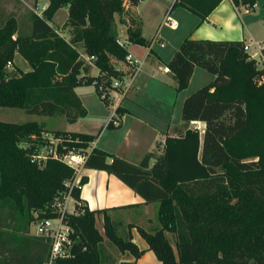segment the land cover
Listing matches in <instances>:
<instances>
[{
	"label": "trees",
	"instance_id": "16d2710c",
	"mask_svg": "<svg viewBox=\"0 0 264 264\" xmlns=\"http://www.w3.org/2000/svg\"><path fill=\"white\" fill-rule=\"evenodd\" d=\"M39 1L32 0L33 6ZM45 1L49 4L41 15L29 11L22 22L17 10L4 9L9 0H0V108L59 114L74 123L87 115L75 89L94 85L103 76L118 77L116 65L128 54L119 42L116 15L128 21L131 45L150 42L142 36L140 18L127 10L124 0ZM142 1L128 3L136 7ZM223 1L176 0L171 10L184 8L202 24ZM231 1L237 8L257 4V0ZM63 8L68 18L62 29L69 30L70 40L52 25ZM80 47L85 55L95 56L99 76H93V67L81 58ZM17 55L30 70L8 76L7 65ZM197 67L215 79L185 100L182 119L186 126L205 123L203 139L198 129L188 127L184 134L168 137L163 155L152 167L150 155L133 165L97 148L86 164L116 175L146 203H159L158 226L125 224L112 215L115 208L91 210L77 188L74 196L84 206L78 215L65 219L73 230L72 245L68 256L55 259V264H111L113 248L137 260L145 250L134 242V228L163 264H264V82H260L264 70L250 59L245 42L187 37L168 63L178 92L187 89ZM46 131L37 122L0 120V208L11 205L20 227L56 218L55 198L74 178V170L59 160L49 159L43 167L32 162L25 145L40 143ZM56 133L68 138L64 144L68 150L85 151L95 138ZM86 183L84 176L82 187ZM100 216L103 232L97 226ZM1 223L0 264H50L48 241L36 236L22 239L14 233L16 245L11 248Z\"/></svg>",
	"mask_w": 264,
	"mask_h": 264
},
{
	"label": "crops",
	"instance_id": "0c3cea01",
	"mask_svg": "<svg viewBox=\"0 0 264 264\" xmlns=\"http://www.w3.org/2000/svg\"><path fill=\"white\" fill-rule=\"evenodd\" d=\"M144 1L145 0L140 2V4L136 7L130 6L128 3L126 8L131 11L132 15L140 18L142 22V36L148 42H151L152 38L158 32L164 16L168 12H170V15L172 13L175 15L177 27L171 28L170 26H164L160 29V37L162 39L163 46L155 44L147 58L146 55L148 53V46L132 44L133 47H131L130 45V52H132L138 59L144 60L146 58L144 66L146 63L149 64L146 72L142 74V77L140 76L141 79L138 84L135 85V88L117 108L116 119L118 121V125L113 124L112 121L114 116L113 113L115 111L114 109L110 121L108 119L109 117H107L106 119L98 121L94 124L95 131L65 130L59 132L80 133L94 136V140L97 141V149L123 159L133 165H139L146 156L150 155L152 156L150 167H152L156 159L163 155L166 139L168 137H177L184 134L188 127V129H198L201 134V139H203L206 125L203 122L194 121L186 126L183 119L181 123H176L171 115L172 112L169 111L170 109L174 110L178 100L175 88L169 84H156L154 85V88H150L151 86L147 83L146 78L155 80L154 69L157 67L161 71L162 67L160 64L164 60H166L165 66L168 67V63L171 61L174 54L179 50L181 44L187 37H191L195 40L242 41L247 45L252 42L264 44V34L262 30H259L257 27V24L261 22L263 12L261 11L256 13L258 3L254 8L249 10L246 7L237 8L231 0H224L208 17L207 21L200 24V19L195 14L184 8H181L183 10H179L181 12H178V10L173 12L171 8L164 9L163 7H158L153 14H151V17H153L152 24L154 29H152V33H149L150 31L148 29V25L151 23V20L142 12V5L144 4ZM41 3H43V10H45L48 7L49 2L40 0L37 5H41ZM57 14L54 17L53 22L57 20ZM67 18L68 13L61 22L62 25L65 24ZM58 24L59 23H52L54 26H57ZM122 26L125 28L127 34L128 21L124 19V21H122ZM165 28H168L171 32L165 33ZM17 59L18 55L14 61L15 63ZM24 62L29 65L26 61ZM165 68H163L162 74L171 75L173 77L172 73L164 71ZM29 70L30 68L25 69L24 71ZM202 70L206 71L204 69ZM92 74H94L93 71ZM197 76L198 81L201 82V84H206V82L209 81L208 76L202 72L196 74V70H194L191 81H193L194 77L196 78ZM77 89L78 88L75 89V92L87 109V117L89 112L88 99L82 93H78ZM149 100H152V102L156 104H147ZM110 113L111 112L109 111L108 116H110ZM84 118L71 124L81 123ZM110 123L112 126L107 127V130L102 135L105 125L107 124L108 126ZM112 160L113 159H109V162L111 163ZM84 176L87 177V183L82 188L81 198L89 209L102 210L115 208L116 210L112 213V215L116 219L123 220L125 224H134L145 227L146 229L158 226L157 219L159 203H146L133 188L126 185L119 177L108 171L87 168ZM100 178L104 184L100 181ZM99 188H106L105 204L108 205L105 207H96V203L98 202V193H100ZM101 217L103 225V216ZM101 231L103 232V228ZM132 233L133 239L135 238L136 233V235L146 243V241L140 236L137 228H134ZM134 242L136 241L134 240ZM146 245L147 248L141 250L148 252L150 249L147 243ZM138 246L140 247V245ZM116 251L117 252L113 251L114 261L111 264H140L139 259L136 260L129 254H122L118 250ZM147 255L150 259H152V264H159L158 262H155V258L153 262V256H151V254L148 253Z\"/></svg>",
	"mask_w": 264,
	"mask_h": 264
},
{
	"label": "rangeland",
	"instance_id": "374dc122",
	"mask_svg": "<svg viewBox=\"0 0 264 264\" xmlns=\"http://www.w3.org/2000/svg\"><path fill=\"white\" fill-rule=\"evenodd\" d=\"M125 2H127L128 4V0H124ZM176 2V0H145L144 4L142 5V12L144 13V15H146V17H149L151 20V23L148 25V29H149V33H152V29H154L153 27V17H151V14H153V12L158 8V7H163L164 9H169V8H173L174 3ZM258 3V7L256 9V13L259 12H263L262 16H261V22H259L257 24L258 29L262 30L263 34H264V0H257ZM34 4L32 3V1L30 0H9L8 3H6V6L4 7V9H7L8 11L11 10H17L19 12V16H20V20H22V22H24L25 15H28L29 11H36L38 12L40 15L43 13V3H41V5H37V6H33ZM127 6V5H126ZM33 7V8H31ZM175 10H178V12H181L179 10H183L181 9V7H176L173 12H175ZM67 9L63 8L60 9L58 14H57V20L55 22H53L54 24L59 23L57 26L60 28V33L62 36H64L65 38L69 39L71 38V34L69 32L68 29H62L63 25L61 24V22L63 21V19L67 16ZM191 16H195V15H191ZM171 18L176 21L175 15L172 13L171 14ZM194 18V17H192ZM122 16L120 15H116V21H117V30L118 33L120 34L119 37H121L122 39L126 38V30L125 28L122 26ZM164 32H171L168 28L164 29ZM264 36V35H263ZM131 47H133L131 45ZM79 51L84 54L85 50L83 47L79 48ZM25 60L18 55V59L16 60V63H12L11 68H7V74L8 76H12L15 74H18V72L20 70H25L30 68L29 65H27L25 62ZM166 60H164L163 62H161L160 66L162 67L161 71L156 67L155 70V80H150L148 78L147 79V83L150 84V88H154V85H164V84H169L172 87L175 88L176 90V95H178V100L177 103L175 105L174 110L170 109L169 111H171V115L173 116V120L176 123H181L182 122V106H183V102L189 97L191 96L193 93H195L197 90L201 89L202 87H204L205 85L209 84L213 79L214 76L211 73H208L206 71H203L200 68H196V74H199L200 72H202L203 74H205L206 76H208L209 81L206 82V84H201V82L198 81V76L195 78L193 81H190L189 86L187 87V89L183 90L182 92H178L176 89V83L173 79V77L171 75H163L162 71L163 68H165V62ZM256 63V62H255ZM148 64L146 63V65L143 67L141 74L139 75V78L136 82V84H138L139 80L141 79L140 76L142 77L147 68H148ZM95 70V69H94ZM93 73L96 74V70ZM150 80V81H149ZM5 83V82H4ZM135 84V85H136ZM77 92L78 93H82L88 100V116L86 118H84V120L81 123L78 124H71L70 122H68V120L59 115L56 114L55 116H41V115H32V114H28L25 111L21 110V109H16V108H0V120L5 122V123H13V124H23V123H27V122H37L39 124H44L45 128L50 131V132H57V131H65V130H69V131H95L94 128V124L98 121H102L103 119H106L107 117H109V121L110 118L112 117V112L115 109V104H116V99H111L109 101H103L100 97V95L98 94L96 87L94 85H83V86H79L77 87ZM184 99V100H183ZM183 101V102H182ZM147 104L149 105H155L156 103L152 102V100H149L147 102ZM109 111L110 116L109 115ZM103 133L107 130V124L105 125L104 129H103ZM99 132V131H98ZM97 132V133H98ZM101 135V136H102ZM102 178V177H101ZM100 181L104 184V182L101 180ZM100 193H98V202L96 203V207H105L108 204H105V194H106V188H99ZM1 201V200H0ZM1 204V203H0ZM6 208H0V222L1 223V230L2 232H4V236L3 238L7 241V244L9 247L14 248L16 243L12 242V237L11 235L14 233H17L22 239L26 238V237H30L32 238L34 235V229H33V225H29V227L27 228L26 225L25 226H21L18 224V215L17 217L15 215H12V211L9 209L11 205L7 204ZM97 226L100 230H102L103 225H102V217H98L97 220ZM134 240L138 243V245H140V249H145L147 248L146 243L139 238V236L136 235L135 233V238ZM21 241V240H20ZM175 247V245H174ZM6 249V248H5ZM115 252H117V249H112ZM151 254V256H153V262H154V258H155V262H158L159 264H163L156 256V254L152 251V250H148V252L146 251L140 258V264H152V259H150V257L147 254ZM177 253V252H176ZM147 255V256H146ZM152 258V257H151ZM51 264H55V262L53 261ZM249 264H257L255 261H251Z\"/></svg>",
	"mask_w": 264,
	"mask_h": 264
},
{
	"label": "built area",
	"instance_id": "2783aa9c",
	"mask_svg": "<svg viewBox=\"0 0 264 264\" xmlns=\"http://www.w3.org/2000/svg\"><path fill=\"white\" fill-rule=\"evenodd\" d=\"M127 2H125V6ZM250 10V9H249ZM164 26H170L176 28L177 23L171 18L170 12H168L160 25V29ZM160 29L152 38L148 45V53L146 58L150 54L152 47L155 44L163 46L162 39L160 37ZM60 35V31L57 30ZM67 39V38H66ZM69 40V39H67ZM119 42L122 46L128 49V54L124 62H119L116 65V71L119 73L118 77H114L111 80L107 77H101L94 80V86H97L101 95V98L109 101L112 98L117 99L115 104V111L113 113V124L118 125L117 121V108L128 96V94L135 88V84L139 74L141 73L145 59H138L132 52H130V43L127 39L119 37ZM245 49L248 52L250 59L256 62L257 68L264 70V44L252 42L245 44ZM81 58L86 64L93 67L96 70V74L93 76H99V69L95 62V56H89L81 53ZM12 63L9 62L7 68H11ZM165 72L171 73L170 69L166 67ZM260 82H264V73ZM37 140V137H33ZM67 137L64 134L46 131L43 132L40 139L41 142L31 146L25 145V147L31 151L32 162L38 164L40 167L45 166L49 159L59 160L74 170V178L72 181L66 183L67 190L58 194L53 203V207L57 210L58 216L56 218L41 219L33 223L34 235L39 238H43L48 241L51 246L50 264L57 258L67 257L69 248L72 245L71 234L72 228L65 222V219L69 215H78L80 210L84 206V203L77 200L74 196V192L77 188H83L81 180L84 177L85 170L87 169V161L91 152L96 148L97 141L93 140L89 148L85 151L74 150L64 147Z\"/></svg>",
	"mask_w": 264,
	"mask_h": 264
},
{
	"label": "water",
	"instance_id": "95a60500",
	"mask_svg": "<svg viewBox=\"0 0 264 264\" xmlns=\"http://www.w3.org/2000/svg\"><path fill=\"white\" fill-rule=\"evenodd\" d=\"M2 83H4V82H2Z\"/></svg>",
	"mask_w": 264,
	"mask_h": 264
}]
</instances>
